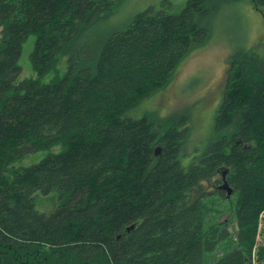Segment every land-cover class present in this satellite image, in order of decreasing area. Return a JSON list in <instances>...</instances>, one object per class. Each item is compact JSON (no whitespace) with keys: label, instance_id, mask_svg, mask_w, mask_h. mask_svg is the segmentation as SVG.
Masks as SVG:
<instances>
[{"label":"trees","instance_id":"obj_1","mask_svg":"<svg viewBox=\"0 0 264 264\" xmlns=\"http://www.w3.org/2000/svg\"><path fill=\"white\" fill-rule=\"evenodd\" d=\"M120 1L0 0V264L262 262L264 56L231 57L215 137L190 166L188 125L129 115L208 41L216 7L236 0H187L179 12L166 0L101 28ZM32 35L36 76L21 79Z\"/></svg>","mask_w":264,"mask_h":264},{"label":"rangeland","instance_id":"obj_2","mask_svg":"<svg viewBox=\"0 0 264 264\" xmlns=\"http://www.w3.org/2000/svg\"><path fill=\"white\" fill-rule=\"evenodd\" d=\"M164 1L166 0H121L113 13L101 23V28L113 30L123 27L137 13L150 7L161 8ZM167 1L172 3L170 11L173 12L181 11L187 3V0ZM210 28L208 41L181 61L169 83L142 100L129 113L136 119L148 115L166 126L175 121H181V129L188 125V139L184 147L187 155L182 158L185 166H190L205 153L215 137L216 118L223 102L231 57L244 50L264 56V10L257 8L252 0L220 3L212 12ZM34 42L35 36L32 35L23 45L19 60L21 79L36 76L30 59ZM59 69L61 74L65 72L66 58L62 60ZM50 77L51 75L44 78V82H48ZM59 150V146L40 150L19 160L16 165L35 164L49 153ZM41 202L47 211L57 205L47 199H42ZM227 215L222 216V219ZM236 228L234 220L231 230ZM258 241L259 245H264V214ZM253 264H264V260H255Z\"/></svg>","mask_w":264,"mask_h":264},{"label":"water","instance_id":"obj_3","mask_svg":"<svg viewBox=\"0 0 264 264\" xmlns=\"http://www.w3.org/2000/svg\"><path fill=\"white\" fill-rule=\"evenodd\" d=\"M159 151H160V148L158 147V148L156 149V154H158ZM225 176H226V171H223V180H224V181H223L222 185H220L219 188H220V189H223V190H226L228 196H230V195L233 193V188L228 184V182H227Z\"/></svg>","mask_w":264,"mask_h":264}]
</instances>
